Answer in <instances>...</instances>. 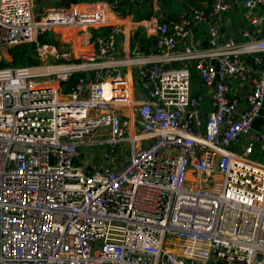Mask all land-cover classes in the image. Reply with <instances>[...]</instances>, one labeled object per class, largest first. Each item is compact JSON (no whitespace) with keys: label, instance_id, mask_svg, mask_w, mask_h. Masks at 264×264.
Returning <instances> with one entry per match:
<instances>
[{"label":"built area","instance_id":"2783aa9c","mask_svg":"<svg viewBox=\"0 0 264 264\" xmlns=\"http://www.w3.org/2000/svg\"><path fill=\"white\" fill-rule=\"evenodd\" d=\"M234 1L157 22L150 61L120 55L119 0L40 19L34 0H0V49L35 42L41 59L0 66V264H264V29L238 41L216 22L207 47L189 41ZM241 1L264 22V0ZM62 28H97L96 48L39 42ZM178 60H194L210 111Z\"/></svg>","mask_w":264,"mask_h":264},{"label":"crops","instance_id":"0c3cea01","mask_svg":"<svg viewBox=\"0 0 264 264\" xmlns=\"http://www.w3.org/2000/svg\"><path fill=\"white\" fill-rule=\"evenodd\" d=\"M93 1L92 5L95 2ZM121 15H118L114 12L110 13L113 21L116 23L124 24L127 27V30L130 27H133L129 32L126 30V34H124L123 39L120 42V55L123 56H145L150 59V61H158L159 54L152 53L151 47L147 51H142L139 48V43L136 38V34L140 32L142 36L151 37L155 36V27L157 22L159 21H168L174 22L179 19L181 13H188L189 18L192 17V13L194 11H190V7L204 12L209 13L211 10V5L214 0H138V3H135V0H120ZM80 4V3H77ZM86 5V4H83ZM262 11L260 9L250 10L243 6L241 0H237L232 2V6L223 13L217 20H204L193 23L190 29V37L189 41L194 42V44L198 47H207V37H208V27L210 24H214L217 22V26L219 27L220 35L222 38L233 37L238 41L243 40V30L246 27L252 26V28L256 29H264V22H258L255 24L250 23V18L253 15H258ZM142 16V20L137 21V19ZM100 32L97 28H91L84 31L76 32L75 36H77V40L79 38L82 42L81 44L84 49V53H91L96 45L91 41L92 36H95ZM74 34V33H73ZM79 41V42H80ZM73 43V42H72ZM72 43H70V48L72 49ZM74 47V46H73ZM183 47H179L177 52H181ZM83 50V49H82ZM76 52V51H73ZM248 61L253 62V59L250 55L245 57ZM166 62L165 64H167ZM174 66H187L190 67L192 72V90L197 94H204L206 97L204 102V108L206 111H210L211 103H210V95L209 89L204 84V82L200 78L199 72L194 67V60H186V61H174L171 65ZM259 68V64L256 62L253 63ZM231 89L233 93H239L240 95H244L245 92L249 88V84L240 81L239 78L234 77L230 80ZM262 118H258L255 122L256 129L262 128ZM262 155V154H260Z\"/></svg>","mask_w":264,"mask_h":264},{"label":"rangeland","instance_id":"374dc122","mask_svg":"<svg viewBox=\"0 0 264 264\" xmlns=\"http://www.w3.org/2000/svg\"><path fill=\"white\" fill-rule=\"evenodd\" d=\"M34 1H35V14H36L37 19H40L41 16L44 14V12L49 8H52L55 6H64V4L62 3L63 0H34ZM93 1H96V0H79V2H77V3L88 5V4H91ZM77 3L73 2L71 4H77ZM132 28L133 27H130L127 30V32L129 30H131ZM68 31H66L65 29L62 28V29H56V30L53 29V31H45V32H50L52 35L56 36V40L61 41L62 44L66 45L68 48H70V43L73 42L71 44L72 49L70 48L71 51L77 52V51L82 50V49H83L82 51H84V49H86V48L82 47L83 44H81L82 43L80 41L81 38H79L77 40V38H76L77 36H75L76 32H78L79 29L68 30ZM28 43H29V45H26V46L32 47L33 45L30 43H35V42H28ZM21 44H23V43H21ZM17 45H20V44H17ZM13 46H15V45L5 46V47H2V49H0V66H4V65H1V62L5 63L6 65L12 64V57L8 51H9V48L13 47ZM31 52H33L32 55L34 56V59H36L38 61L41 60V59H37L35 47L31 49ZM96 147L97 146L83 147L82 152L83 153L85 152L87 157H90L91 154L95 151ZM100 151H101V149L97 150L96 154L100 153ZM263 161H264V159H263ZM96 162L98 163V161H96Z\"/></svg>","mask_w":264,"mask_h":264},{"label":"trees","instance_id":"16d2710c","mask_svg":"<svg viewBox=\"0 0 264 264\" xmlns=\"http://www.w3.org/2000/svg\"><path fill=\"white\" fill-rule=\"evenodd\" d=\"M149 1V0H148ZM77 3L79 0H63L64 6H69L71 3ZM121 3V1H120ZM122 4V3H121ZM139 17V16H138ZM144 18L140 16L137 21H140ZM136 38L139 43V48L142 51H147L150 46L155 45L157 42V37L151 36V37H145L138 32L136 34ZM38 40L40 43H54V44H60V41L56 40V36L52 35L50 32H43L39 34ZM33 46L28 47L26 45H29V43H23L20 45H15L13 47L9 48V54L12 57V64L11 65H26V64H36L39 61L34 59V56L32 55L33 52H31V49L35 47V43H30ZM1 65L7 66L5 63L1 62ZM75 80L70 81L69 83H73ZM257 156H259L262 160L264 159V153L262 155H259L257 153Z\"/></svg>","mask_w":264,"mask_h":264},{"label":"water","instance_id":"95a60500","mask_svg":"<svg viewBox=\"0 0 264 264\" xmlns=\"http://www.w3.org/2000/svg\"><path fill=\"white\" fill-rule=\"evenodd\" d=\"M135 3H138V0H135ZM167 67V66H166Z\"/></svg>","mask_w":264,"mask_h":264},{"label":"bare ground","instance_id":"6f19581e","mask_svg":"<svg viewBox=\"0 0 264 264\" xmlns=\"http://www.w3.org/2000/svg\"><path fill=\"white\" fill-rule=\"evenodd\" d=\"M66 31H68V30H66ZM69 32V31H68ZM66 35V34H65Z\"/></svg>","mask_w":264,"mask_h":264}]
</instances>
